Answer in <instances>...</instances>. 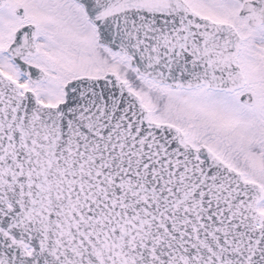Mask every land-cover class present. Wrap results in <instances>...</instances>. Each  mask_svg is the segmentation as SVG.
I'll return each mask as SVG.
<instances>
[{
  "label": "snow or ice",
  "instance_id": "snow-or-ice-1",
  "mask_svg": "<svg viewBox=\"0 0 264 264\" xmlns=\"http://www.w3.org/2000/svg\"><path fill=\"white\" fill-rule=\"evenodd\" d=\"M0 264H264V0H0Z\"/></svg>",
  "mask_w": 264,
  "mask_h": 264
}]
</instances>
